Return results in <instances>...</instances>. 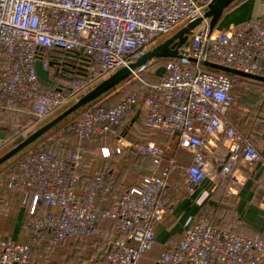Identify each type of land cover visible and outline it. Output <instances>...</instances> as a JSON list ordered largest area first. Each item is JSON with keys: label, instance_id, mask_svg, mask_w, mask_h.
I'll list each match as a JSON object with an SVG mask.
<instances>
[{"label": "built area", "instance_id": "1", "mask_svg": "<svg viewBox=\"0 0 264 264\" xmlns=\"http://www.w3.org/2000/svg\"><path fill=\"white\" fill-rule=\"evenodd\" d=\"M210 1L0 0L3 108L16 111L25 102L31 123L42 124L98 82L136 61L161 38L203 17ZM178 54L177 58L156 59L142 71L165 68L159 82L144 84L146 125L175 134L177 148L193 154L191 165L177 167L183 183H170L177 160L168 142L135 141L101 149L106 160L127 149L151 157L157 165L168 161L161 171L124 190H115L105 168L96 170L83 186V152L61 156L38 148V142L32 144L11 159L10 167L12 184L24 195L27 224L34 237L29 244L5 243L0 264H29L32 247L45 232L51 233L52 245L60 247L68 240L91 236L99 223L112 225L114 235L101 259L92 264H146L155 242L154 224L165 217L168 189L178 197H191L209 180L230 198L239 186L234 174L238 162L264 166V147H258L252 136L239 133L228 117L236 104L231 76L204 65L209 61L263 76L264 18L213 32L204 20ZM37 62L50 72L54 85L41 81ZM138 100L137 93L112 106L99 99L70 115L57 135L84 141L104 137L123 122ZM222 139L229 156L218 170L211 157ZM155 264H264V236L247 237L206 217L196 218Z\"/></svg>", "mask_w": 264, "mask_h": 264}, {"label": "crops", "instance_id": "2", "mask_svg": "<svg viewBox=\"0 0 264 264\" xmlns=\"http://www.w3.org/2000/svg\"><path fill=\"white\" fill-rule=\"evenodd\" d=\"M262 18H264V0H236L224 11L215 31L225 30L249 20ZM4 64V58L0 54V84ZM144 88L140 89V99L128 115H131L130 120L136 115L138 116L135 122L129 126L131 128L129 133H122L120 136L115 135L118 126L106 137L96 139H105L110 136L116 146L135 141L157 144L168 142L173 147L172 156L177 160V166L173 168L170 175V183L181 184L184 179L179 174L177 167L191 165L193 154L177 148V136L175 134L159 129L149 130L146 125L148 109L145 104V94H147V90ZM107 96L108 94L102 98L106 99ZM244 97L241 96L237 100L236 95V104L228 112V117L239 133L244 136H252L256 145L263 148L264 110L260 118L250 122L245 120L248 116L247 109H249L250 102L257 104L263 100L261 97H256L249 101ZM4 103L5 96L0 88V158L30 134L24 139L17 136L19 129L23 128L25 123L30 122V125L33 126L27 115L29 109L27 103H20V107L16 111L4 109ZM232 110L233 112H231ZM44 124L38 126L41 127ZM16 138L20 139L17 141L18 143L9 148V143ZM104 147L112 149L115 146L111 147L105 144L99 149L87 150L74 148L70 142L63 141L62 151L59 155L68 156L77 150L85 154L83 186H86L95 171L101 168L106 169L108 178L112 183L111 175L119 174L120 169H123L118 164V158L127 162L126 169L122 170L127 172V175L122 177L121 186L123 189L138 185L144 176L159 172L168 166L166 159L159 165H156L151 157L141 156L145 160L141 161L138 159V155L127 149L121 155H114L106 160L101 157V149ZM227 154V144L222 139L215 146L211 157L215 169H220V165ZM10 163L11 159L0 166V253L3 245L8 241L29 244L34 237L27 224V206L22 202L24 195L12 184L14 170L10 167ZM114 163H117V166L120 165V169L116 170ZM234 174L239 180V186L234 196L230 198L225 196L222 187L216 186L214 182L209 180L199 187L191 197H178L172 188L167 190L164 194L167 204L165 217L163 222L154 224L155 242L146 255V264H155V260L162 251L178 243L185 226L200 217H206L220 227L247 237L264 236V170L258 169L256 163L241 160L235 166ZM122 188L120 189L122 190ZM112 229V225L109 223H99L91 236L68 240L60 247H54L51 243V233L45 232L43 237L33 245L32 259L29 264H92L98 262L108 240L114 235Z\"/></svg>", "mask_w": 264, "mask_h": 264}, {"label": "water", "instance_id": "3", "mask_svg": "<svg viewBox=\"0 0 264 264\" xmlns=\"http://www.w3.org/2000/svg\"><path fill=\"white\" fill-rule=\"evenodd\" d=\"M236 0H211L210 3L205 8V13L203 17L197 18L196 20L190 22L179 31H177L174 35L169 37L164 42L159 45L151 48L144 54L138 57V59L128 66H124L114 72L112 75L98 82L92 89L83 93L77 100L68 108H66L63 112L57 115L55 118L39 127L37 130L31 132L23 141H21L17 146H15L12 150L7 152L0 158V166L7 162L8 160L15 157L19 152H21L26 147L35 144L40 141V139L49 131H51L55 126L64 121L70 115L80 110L81 108L91 104L104 95L123 84L130 78H132L136 73L141 72L144 68L150 66L154 60L156 59H168V58H177L179 57L178 48L183 46L189 39V37L194 33V30L199 27L204 20L208 21L209 31L213 32L217 27L224 11L235 2ZM53 64H51L52 66ZM204 65L210 69H214L217 71L225 72L229 75L239 76L243 78L253 79L259 82L264 83V76L262 75H253L248 74L242 71H238L236 69L214 63L205 61ZM36 71L41 79V81L47 85H54V81L50 78V72L45 70L42 67L40 62L36 63ZM165 73L164 67H159L156 70V74L160 77ZM62 87L57 88L60 91ZM137 115L132 118L129 122V126H131L135 120L137 119ZM228 154L225 160L228 159ZM258 169L261 171L264 170V166L261 163H257Z\"/></svg>", "mask_w": 264, "mask_h": 264}, {"label": "rangeland", "instance_id": "4", "mask_svg": "<svg viewBox=\"0 0 264 264\" xmlns=\"http://www.w3.org/2000/svg\"><path fill=\"white\" fill-rule=\"evenodd\" d=\"M169 37H163L161 38L157 44H154L153 47L159 45L160 43L164 42L165 40H167ZM152 47V48H153ZM154 67H150L147 70L142 71L141 73H138L137 76H135L134 78H130L128 81L124 82L123 84L119 85L118 87H116L115 89H113L112 91H110L108 94V96L106 97V99L104 98H100V102H102L103 104L106 105H113L116 104L117 102H119L122 98H125L127 95L134 93L141 84H148L151 83L152 81V71H153ZM117 90V91H116ZM235 91H236V95H237V100L241 97V96H245L244 99H248L249 101H252L254 98L256 97H261V99L263 101L259 102L256 104V102H250L248 108L247 109V115L245 120H248L249 122L254 120V119H258L260 118V116H262V111L264 110V86L262 85H257L255 83H249L246 80L243 79H236L235 81ZM77 100V99H76ZM76 100H73L68 106H71ZM65 109L60 110L59 112L55 113L53 116H51L49 119H47L46 121H44L42 124L49 122L50 120H52L53 118H55L57 115H59L61 112H63ZM234 110V109H233ZM233 110L231 112H233ZM130 116H127L123 122L121 123V125L118 127V129L116 130L115 135L120 136L122 133H129V131L131 130V128H129V122H130ZM42 124H39L42 125ZM246 125V122L244 123ZM38 125H30V122L25 123V126L21 129H19L18 131V135L19 137H21V139H24L29 133L37 130L39 128ZM111 139V141H110ZM19 138H16V140L12 141L9 143V148L14 147L19 141ZM63 141H68L72 144V147H76V148H82V149H99L102 145L108 144L109 146L113 147L116 145L113 142V139L109 136L105 139H93V140H88V141H79V140H74L73 138H59V135H57V129H55L54 131H50L48 133H46L38 142L37 146L38 148L44 149V150H49L51 152L54 153H61L62 149V142ZM113 147V148H115ZM139 160L141 161H145L144 159H142V157L137 156ZM119 161L118 164H120L122 166L123 169H120V165L117 166V163H114L113 165L116 166V170L120 169L119 174L118 173H114L113 175H111V180H112V184L114 186L115 189H120L122 188L121 183L123 182L122 177L124 175H127V172H124L122 170L126 169V164L127 162H124L121 159H117ZM114 172V171H113Z\"/></svg>", "mask_w": 264, "mask_h": 264}, {"label": "trees", "instance_id": "5", "mask_svg": "<svg viewBox=\"0 0 264 264\" xmlns=\"http://www.w3.org/2000/svg\"><path fill=\"white\" fill-rule=\"evenodd\" d=\"M231 76V78H232V80H233V82H234V85H235V81H236V79H243V80H246V81H248L249 83H255V84H257V85H262V86H264V83L263 82H259V81H256V80H253V79H248V78H243V77H239V76H234V75H230ZM263 76H264V73H263ZM152 81H151V83H157V82H159L160 80H161V78L162 77H160V76H158L157 74H156V70H154L153 69V71H152ZM47 85V84H46ZM144 87V84H141L140 85V87L134 92V93H137V94H139V99H140V89L141 88H143ZM123 99V98H122ZM121 99V100H122ZM120 100V101H121ZM119 101V102H120ZM119 102H117V103H119ZM116 103V104H117ZM104 105H106V104H104ZM113 105H115V104H113ZM106 106H112V105H106ZM67 120V118L64 120V121H62L61 123H59L57 126H55L51 131H54L55 129H59L62 125H63V123L65 122ZM121 125V124H120ZM119 125V126H120ZM149 128V127H148ZM147 128V129H148ZM151 128H149V130H150ZM108 135V134H107ZM106 135V136H107ZM106 136H104V137H106ZM60 138H74V139H78L77 137H75V136H72V135H65V136H59ZM104 137H96V138H104ZM96 138H93V139H96ZM93 139H91V140H93ZM80 140V139H79ZM81 141H84V140H81ZM88 141V140H87ZM61 148H62V146H61ZM60 148V149H61ZM49 151V150H48ZM54 153V152H53ZM55 154H57V155H59L60 153H55ZM141 157V156H140ZM153 162H154V160H153ZM155 163V162H154ZM156 164V163H155ZM157 165V164H156ZM133 187V186H132ZM128 188H131V187H126V188H124V189H128ZM123 188H122V190H124ZM115 190H121V189H115ZM96 228V227H95ZM95 230V229H94ZM113 230V229H112ZM49 233V232H48Z\"/></svg>", "mask_w": 264, "mask_h": 264}]
</instances>
